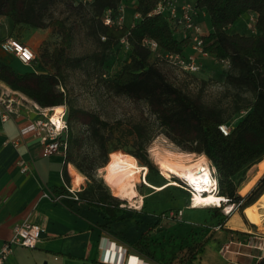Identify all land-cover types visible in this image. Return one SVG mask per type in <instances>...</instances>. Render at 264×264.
<instances>
[{"label": "trees", "instance_id": "16d2710c", "mask_svg": "<svg viewBox=\"0 0 264 264\" xmlns=\"http://www.w3.org/2000/svg\"><path fill=\"white\" fill-rule=\"evenodd\" d=\"M157 1L134 0L130 12L123 0H90L89 5L85 4V0L76 5L73 4L74 0H0V17H9L15 26L27 24L46 28L56 24L65 30L60 46H55L52 52L43 48L34 59L46 66V71L31 69L21 72L0 57V80L40 106L65 105L68 108L64 137L67 143L66 159L90 179L91 182L77 194L79 199L97 207L104 214L106 221L99 226L106 230L111 223L125 219L132 213L146 212L145 202L140 211L123 206L125 199L108 192L96 177L98 168L109 161L111 151L121 149L134 155L140 164L148 167L145 178L152 185L163 186L166 182L157 183L152 176L154 172L159 173L147 151L148 144L156 135L154 125L162 128L183 150L203 153L208 157L215 168L217 193L226 198L227 204L234 205L233 211L244 210L264 193V173L246 194L239 192L248 169L264 159V0H196L199 9L206 11L211 26L209 33L204 36V49L220 62H228L225 82L237 89L234 112L239 113L245 109L244 113L232 121L226 108L207 103L201 92L190 93L170 80L162 67L166 65L157 64L150 49L142 45L145 36L156 39L160 48L172 52L184 50L189 43V39L177 36L176 29L165 15L150 14ZM59 2L74 8L61 19L46 20L51 6ZM121 2L126 6L123 25L104 24L101 19L104 10L107 7L116 8ZM136 12L140 16L134 20ZM249 12L256 13L255 34L246 35L227 30ZM73 14L88 24V33L97 46L89 54L70 57L66 47L73 39V28L70 25L66 30L65 21ZM133 21L135 23L132 26ZM125 34H128L131 43L128 51L120 44V38ZM111 49H123L127 57L115 73L108 75L105 67ZM88 63L96 71V80L102 82L108 91L144 102L154 121L149 118L135 121L127 133L121 132L115 136V123L112 124L94 111L75 107L63 86L66 69L82 68ZM242 91L250 92L252 99L244 103L245 98L240 94ZM81 119L87 127L86 139L97 148L95 154L86 155L83 159L76 153L83 139L73 128L74 123ZM223 123L231 124L227 134L219 128ZM86 159L91 160L88 166L85 165ZM64 176L69 180L66 171ZM97 181L99 184H95ZM56 191L66 192L63 188H57ZM222 205L208 207L219 225H223L229 216L220 211ZM158 224L159 219L131 242L135 251L158 264H199V256L210 235L202 237L203 230H193L187 240L188 244L181 243L178 252L167 258L159 257L156 254L155 239L150 235ZM197 231H200V237ZM111 233L116 237L120 234Z\"/></svg>", "mask_w": 264, "mask_h": 264}, {"label": "crops", "instance_id": "0c3cea01", "mask_svg": "<svg viewBox=\"0 0 264 264\" xmlns=\"http://www.w3.org/2000/svg\"><path fill=\"white\" fill-rule=\"evenodd\" d=\"M24 43L34 49L32 39L24 37ZM0 57L18 71L26 70L22 68L25 64L13 54L3 50ZM0 94H10L22 101L17 105L18 113L7 120L2 119L0 108V245L11 237L17 222L27 220L43 227L35 246L16 245L2 264H158L132 248L131 242L141 235L143 224H138V228H134L132 235L128 236V227L124 222L127 217L135 216L143 221L147 214H156L147 207L145 213H132L111 223L106 230L99 226L106 221L104 214L85 200L64 196L53 201L42 196L45 190H66V185L80 191L90 179L66 159L65 152L44 155L35 133L20 134L19 127L37 117L33 106L39 104L1 80ZM19 159L26 162V171L18 166ZM64 171L69 180L65 178ZM98 171L108 186V192L113 194L114 185L106 181L103 166ZM135 189L136 193L129 200L132 206L125 207L140 211L151 193L141 179ZM116 196L128 200L118 194ZM213 221L216 218H212ZM247 221L240 223V231L226 221V224H217L212 229L210 226L207 232H203L210 238L199 256V264H264V230L259 227L254 229L256 223L249 218ZM155 228L150 232L151 237ZM111 232L120 233L119 237ZM226 244L228 248L222 249Z\"/></svg>", "mask_w": 264, "mask_h": 264}, {"label": "rangeland", "instance_id": "374dc122", "mask_svg": "<svg viewBox=\"0 0 264 264\" xmlns=\"http://www.w3.org/2000/svg\"><path fill=\"white\" fill-rule=\"evenodd\" d=\"M79 1L82 0H74L73 4L76 5ZM123 1L126 2L128 10L131 12L133 9L134 0ZM85 2V4L89 5L90 0H85ZM73 8V6L66 7L62 2L54 4L50 8L51 12H48L46 20H49V18H52V21L57 18L61 19L66 15H69ZM255 21L256 13L249 12L244 14V16L242 15L239 20L230 25L227 30L229 32H239L246 35H252L257 32ZM203 22L206 27L211 28L207 15L206 18H203ZM65 24L66 30L70 25L73 28V39L71 44L66 47V53L68 56L75 57L89 54L96 48L97 45L95 40L88 33L90 27L82 20L80 16L73 14L65 21ZM64 31V29L59 28L56 24L46 28H36L27 24L15 26L9 17L1 16L0 56L3 54L1 43L6 37H15L23 42L24 37L32 39L36 56H38L43 48H48L50 52H52L55 46H60L64 39ZM177 36H181L180 32L178 31ZM188 51L192 52L193 50L188 49ZM108 53L109 54L107 56L105 68L107 69L108 75H112L120 68L124 59L127 57V53L123 49H111ZM162 67L168 78L175 84L183 87L186 91L193 94L201 92L202 98L207 103L217 104L226 108L227 112L231 114V121L235 118H238L242 113L245 112V109L239 113L234 112V101L236 99L237 89L227 85L225 82V72L228 68V64L226 62H220L213 55H210L205 58L202 69L193 76L179 75L169 66ZM22 68L26 70L32 69L37 71H46L47 69L46 66L42 65V63H38L35 60L30 65H24ZM95 73L96 71L94 70L91 63L86 64L82 68L68 67L66 69V79L63 83V86L69 94L75 107L94 111L112 124L115 123V136H118V134L121 132L127 133L130 126L135 121L145 120L146 118L154 121L153 115L150 114L149 109L144 102L132 100L125 95L113 94L112 92L108 91L105 86H103L102 82L96 80ZM240 94L245 98L243 101L244 103H246L247 100L252 99L250 92L242 91ZM154 126L156 135L148 144L147 151L150 158L156 164L159 173L157 174V172H154L152 176L154 179H156L157 183L165 181L171 182V180L175 181L176 183L169 184L163 189L152 187L154 188L152 190L151 186L145 184L142 176L141 183L144 184L151 193L147 199V202H145L147 204L145 207L156 214L153 216L147 214V217L143 218V221H140V218L138 220L135 216H131L127 217L124 222L128 227V236H130L132 235L134 228H138V224H143L144 228L141 230V232H143L147 230L150 225L154 224L157 219H159V224L155 226L156 228L152 233V237L156 242V254L159 257L167 258L178 252L181 243L183 245L188 244L187 240L190 234L193 233V230H203V232H207V229L210 228V226L212 229L213 226L217 225L218 221L211 222L213 218V211L208 209L209 206L190 207L193 204V192L191 191L190 186L185 184L183 181L184 178L175 174H172L171 177H167L163 173V170L159 164V157L156 152L162 150L164 151L165 149L182 153V155L189 152L183 150L179 145L174 143L171 138H169L163 132L162 128H156V125ZM73 128L75 132H77L76 134H78V136L83 139L82 143L77 146L76 153L78 154L79 158L83 159L86 157V155L95 154L97 152L96 146L86 139L88 133L86 131L87 127L84 123V120L81 119L80 121L74 123ZM114 151L119 154L128 153L121 149ZM198 154L199 153L194 152V154H191V157L195 158ZM90 162V159H86V164H84L87 165ZM207 164L212 167V163L209 159H207ZM259 168V165L256 163L248 169L244 181L239 186V192L241 194H246L255 185L259 177L264 173L262 170V172L259 174ZM99 174L100 173L97 170L96 177L101 180V185L103 188H108L103 177ZM211 174L212 177L215 178V168H213ZM105 179L110 184L106 177ZM138 180H140V178H138ZM95 184H99V181L95 182ZM222 202L223 205L220 207V211L229 215V218L225 220L224 224H226V221H228L227 224L234 226L235 228L237 227V230H239L238 227L240 226V223H243L244 221L245 223L248 222L247 220L249 218L251 221L256 223L253 226L254 229L259 227L264 230V207L260 204V201H258L256 204H251V209L249 212H246L245 209L242 211H233L234 205L232 206L231 211L229 210V212L226 208V199L222 200ZM131 204L133 203L127 199H125V202L122 203L123 206H132ZM179 209L183 210V213L180 217L169 218L163 216L164 213L166 214L170 210L177 211ZM217 220H219V217H217ZM199 232L200 231H197V234H199L198 236L200 237ZM204 235V233H201L202 237Z\"/></svg>", "mask_w": 264, "mask_h": 264}, {"label": "built area", "instance_id": "2783aa9c", "mask_svg": "<svg viewBox=\"0 0 264 264\" xmlns=\"http://www.w3.org/2000/svg\"><path fill=\"white\" fill-rule=\"evenodd\" d=\"M150 14L165 15L176 31L180 32L181 37L189 39V43L184 50L172 52L160 48L156 39L145 36L142 39V45L150 49L153 60L157 64L169 66L179 75L193 76L199 72L204 65L205 58L211 55L204 49V36L210 31V28L206 27L203 22V18H206L207 15L206 11L199 9L196 0H158ZM138 16L140 14L136 12L134 20ZM101 19L106 25L121 27L126 20L125 4L121 2L116 8L107 7ZM134 23L135 21L131 25L133 26ZM120 44L126 51L131 48L128 34L120 38ZM1 48L13 54L25 65H30L36 57V51L32 47L15 37H6L1 43ZM188 49L193 51L190 52ZM222 62L228 63L225 60H222ZM21 103L22 101L16 99L13 95L0 94L2 119L7 120L10 117H14L18 113L17 105ZM33 111L37 114V117L21 125L19 127L20 134L23 136L31 132L35 133L39 137L41 150L44 155H50L59 151L65 152L67 147L64 139L67 130L66 106L64 105L57 112L54 106L43 107L35 105L33 106ZM219 128L224 134H227L231 129V124L223 123L219 125ZM17 164L22 171L28 169L24 159H19ZM143 179L145 180V174ZM183 181L185 184L189 183L186 179H183ZM65 188L66 192L45 190L42 196L48 197L53 201H58L64 196L79 198L77 190L68 185ZM190 188L193 191L195 187L190 183ZM182 213V209L177 211L170 210L166 214L164 213L163 216L177 218ZM42 230L43 227L40 224L31 223L27 220L15 223L12 228L11 237L0 245V264L8 258L16 245L35 246L41 238ZM227 248L228 244L224 245L222 249L226 250Z\"/></svg>", "mask_w": 264, "mask_h": 264}, {"label": "bare ground", "instance_id": "6f19581e", "mask_svg": "<svg viewBox=\"0 0 264 264\" xmlns=\"http://www.w3.org/2000/svg\"><path fill=\"white\" fill-rule=\"evenodd\" d=\"M54 107H56L57 112L61 109L60 105ZM156 154L159 157V164L163 173L167 177H171L172 174H175L186 179L195 187L192 191L193 204L191 207L222 205V200L226 198L217 193V180L213 178L211 174L214 167L212 166V168L207 164L208 157L205 154L200 153L194 158L191 157L192 155L190 153L182 155V153L166 149L156 152ZM109 159L110 160L104 165V175L107 180L114 185L113 194H118L122 198L132 200V196L136 193V181L138 178L141 179L143 173H147L148 167L140 164L134 155L128 153L119 154L115 151H111ZM258 165L260 167V174L262 170L264 171V159L258 162ZM145 183L152 185L146 178ZM173 183L176 182L172 180L171 182L166 181L163 186L156 187L162 189ZM258 201H260V204L264 207V193L254 204ZM232 206L233 204H227V210L231 211ZM250 209L251 206L249 205L245 208V211L249 212Z\"/></svg>", "mask_w": 264, "mask_h": 264}]
</instances>
